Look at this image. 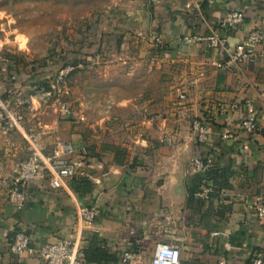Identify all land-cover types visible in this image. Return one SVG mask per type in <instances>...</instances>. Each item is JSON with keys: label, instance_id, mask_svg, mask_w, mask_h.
<instances>
[{"label": "crops", "instance_id": "obj_1", "mask_svg": "<svg viewBox=\"0 0 264 264\" xmlns=\"http://www.w3.org/2000/svg\"><path fill=\"white\" fill-rule=\"evenodd\" d=\"M114 1L113 16L89 26L92 41L82 37L81 59L67 62L74 68L106 53L116 61L115 72L129 76L132 85L118 87L123 92L110 111L113 132L88 136L78 124L83 114L72 104L79 118L59 120L53 103L27 113L24 129L39 130L47 148L72 140L85 145L89 156L78 167L77 184H25L28 198L20 208L9 203L0 185V264H45L37 255L8 249L18 230L44 240L79 236L80 246L95 235L118 254L113 264H121L120 254L127 249L152 252L158 240L177 244L182 264H237L256 254L264 264V216L255 211L264 202V41L254 46L250 59L233 64L223 51L181 38L216 27L229 43L242 41L251 29L264 30V0ZM231 8H242L243 19L218 23ZM1 58L2 96L12 89L25 91L31 81L51 79L47 64L27 52ZM66 88L68 98L67 83ZM180 90L184 98L177 96ZM248 110L256 113L257 125L245 132L239 121ZM194 119L210 128L203 143L195 140ZM27 150L21 131H3L0 173L10 175ZM196 154L212 156L219 187L202 175V186L210 191L188 199L196 175L189 161ZM92 202L103 211L78 224L76 206Z\"/></svg>", "mask_w": 264, "mask_h": 264}, {"label": "built area", "instance_id": "obj_2", "mask_svg": "<svg viewBox=\"0 0 264 264\" xmlns=\"http://www.w3.org/2000/svg\"><path fill=\"white\" fill-rule=\"evenodd\" d=\"M244 13L242 8H231L218 23L233 25L243 19ZM181 38L185 42H204L223 51L227 56V62L237 64L251 58L254 46L264 41V30L253 28L242 41L234 44L229 43L216 27L203 34L185 33ZM1 69L7 72V64L2 65ZM72 69L73 66L66 63L57 69L52 79L31 81L27 83L25 91L12 89L7 96L0 97V134L8 129H17L21 131L28 148L26 155L17 161L10 175L0 173V185L6 187L8 201L15 208L22 207L27 201L25 184L37 185L46 180L50 188L66 187L77 174L84 158L89 156V150L85 145L72 140L56 141L47 148L39 130L32 128L25 130L23 125L28 112H33L39 105L47 104L49 101L54 104L59 117L79 118L77 111L65 97L68 93L66 77ZM9 77L12 80L16 79L14 73ZM179 96L183 97L184 93H179ZM33 100L37 102L36 106ZM155 116L156 114H153L149 118L154 119ZM256 125L257 115L254 110H248L239 121L240 128L245 132L253 131ZM191 129L197 142L203 143L209 138L210 128L202 120H192ZM189 165L194 172H205L214 167V160L212 156L203 158L196 154L191 157ZM210 189V186L204 187L195 194L203 195ZM102 211V205L97 202L77 205L76 221L78 224L92 221ZM255 211L264 216V202L255 205ZM7 246L13 253L27 252L37 255L45 264H89L80 252L79 236L73 240L68 238L44 240L29 231L18 230L8 241ZM136 255L134 250H124L120 254V262L129 263ZM146 264H182L180 248L167 240H158L154 243ZM237 264H263V257L259 254L252 255L246 260L238 261Z\"/></svg>", "mask_w": 264, "mask_h": 264}, {"label": "rangeland", "instance_id": "obj_3", "mask_svg": "<svg viewBox=\"0 0 264 264\" xmlns=\"http://www.w3.org/2000/svg\"><path fill=\"white\" fill-rule=\"evenodd\" d=\"M114 3V0H0V62L2 56L27 52L47 64V74L52 79L61 65L81 59L78 53L83 51L82 37L92 41L89 26L101 21L103 16H113ZM88 61L89 64L80 62L67 75L66 83L70 87L67 99L83 114L78 122L83 132L90 137L108 135L113 132L114 121H108L113 118L112 105L117 103L114 98L123 92L118 87L129 90L132 83L129 76L115 72L116 61L108 59L106 53L100 60L89 58ZM185 95L184 90L178 91L179 98ZM50 107L55 117L63 119L58 117L55 106ZM150 253L144 248L138 251L134 264H146Z\"/></svg>", "mask_w": 264, "mask_h": 264}, {"label": "trees", "instance_id": "obj_4", "mask_svg": "<svg viewBox=\"0 0 264 264\" xmlns=\"http://www.w3.org/2000/svg\"><path fill=\"white\" fill-rule=\"evenodd\" d=\"M216 169L217 167H213L212 169L205 172L195 173V178L191 182V187L189 189L188 199H191L196 191L202 190V175L206 176V178L211 179V183L215 188L219 187V185L216 184V179L219 176ZM206 178L204 177V179ZM76 180L77 179L75 177L72 179L75 184H77ZM80 252L82 253L84 260L89 264L92 262H98L99 264H113L119 261L118 254L110 251L104 243V240L98 239L95 235L90 238L88 244H86L85 246H80ZM121 264L125 263L121 262Z\"/></svg>", "mask_w": 264, "mask_h": 264}]
</instances>
